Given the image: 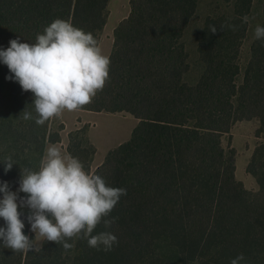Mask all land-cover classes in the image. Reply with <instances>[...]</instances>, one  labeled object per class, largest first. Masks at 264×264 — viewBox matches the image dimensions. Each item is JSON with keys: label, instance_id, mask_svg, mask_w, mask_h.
<instances>
[{"label": "trees", "instance_id": "obj_1", "mask_svg": "<svg viewBox=\"0 0 264 264\" xmlns=\"http://www.w3.org/2000/svg\"><path fill=\"white\" fill-rule=\"evenodd\" d=\"M109 1L0 0V48L17 38L35 43L57 18L92 33L99 44ZM224 1L230 9L206 19L199 41L205 67L193 82L185 77L190 64L183 37L199 0H130L129 15L114 30L109 78L82 108L126 113L139 121L93 172L97 148L90 125L71 130L68 144L89 174L127 191L110 214L115 222L107 230L118 238L113 249L96 250L74 237L65 250L45 240L39 252L0 248V264H230L240 253L245 256L240 264H264V171L252 162L259 189L246 188L236 178L233 150L222 142L244 117L258 116L264 131V42L255 40L239 80L253 0ZM9 75L0 62V160L15 162L7 173L0 163V182L16 191L21 170H39L47 143L61 141L65 123L24 120V111L36 116L34 95ZM261 149L264 143L253 161ZM18 211L22 231L34 239L26 219L30 210L18 202ZM105 230L101 223L93 234Z\"/></svg>", "mask_w": 264, "mask_h": 264}, {"label": "clouds", "instance_id": "obj_2", "mask_svg": "<svg viewBox=\"0 0 264 264\" xmlns=\"http://www.w3.org/2000/svg\"><path fill=\"white\" fill-rule=\"evenodd\" d=\"M225 25H221V29ZM235 31V26H231ZM210 31L217 29L213 25ZM254 37L264 42V26L257 25ZM0 48V62L22 91L34 95L36 116L24 111L23 119H35L43 126L64 111L74 112L92 102L109 78L110 58L105 55L92 33L57 18L37 34L35 43L9 41ZM7 173L15 164L11 157L0 160ZM20 193H25L21 196ZM0 248L14 253L41 251V242L52 241L65 250L72 238L84 239L90 248L111 251L118 238L110 229L115 218L110 214L126 189L109 186L100 175L89 174L78 158L62 154L49 146L40 161L39 170H21L19 187L12 191L8 182H0ZM19 207H27L31 231L41 239L33 243L22 230L25 227ZM103 223L105 231L93 234ZM245 260L238 254L230 264Z\"/></svg>", "mask_w": 264, "mask_h": 264}, {"label": "rangeland", "instance_id": "obj_3", "mask_svg": "<svg viewBox=\"0 0 264 264\" xmlns=\"http://www.w3.org/2000/svg\"><path fill=\"white\" fill-rule=\"evenodd\" d=\"M227 4L224 0H199L198 7L185 29L183 40L186 45L190 64V69L185 77L190 82L196 81L205 67V63L199 53V41L204 30L206 19L211 15L229 10L230 7ZM130 9V0H110L108 4V13L111 15V20L117 14H125ZM246 18L248 21V30L240 49L239 60L241 72L239 80L243 78L247 63L252 55L253 44L256 40L254 37L255 28L257 25L263 26L264 24V0H253ZM112 24L109 20L101 35L103 34L104 36ZM94 117L96 119V126L91 129L89 128L88 133L97 148L94 159L97 162L102 159L104 160L108 151L117 146L119 141H126L130 138L138 120L132 115L101 114L99 116L95 115ZM57 120L62 119L58 117L54 122V127H56ZM65 120L66 126L73 127L74 118L71 117V112H66ZM84 125H90V123L88 121L82 123L81 127ZM261 126L262 121L258 116L244 117L238 119L232 125L231 131L222 137L224 147L234 152L236 178L246 188L254 191L259 189V183L257 177L250 171V164L255 162L259 165V170L261 172L264 171V149H261L255 161L252 160L256 149L264 143V131H262ZM62 131L64 132V130ZM40 239L37 235L34 240L35 243H38Z\"/></svg>", "mask_w": 264, "mask_h": 264}, {"label": "crops", "instance_id": "obj_4", "mask_svg": "<svg viewBox=\"0 0 264 264\" xmlns=\"http://www.w3.org/2000/svg\"><path fill=\"white\" fill-rule=\"evenodd\" d=\"M131 10V9H130ZM130 11H128L127 13L125 14H117L115 18H113V20H111V15L108 16V21L106 23V26L107 24L109 23V20H110V23L112 22V26L110 27V29H106L107 32L106 34L103 36V34L101 35L100 37V42H99V46L101 47L103 53L105 55H107L108 57L110 56L111 52H112V49H113V46H114V41H115V35H114V30L116 28V26L119 24L120 21H122L124 18H126L128 15H129ZM66 112L67 111H64L62 113V115L60 116L62 121L65 123V118H66ZM101 114H111V115H130V114H126V113H110V112H104V111H94V110H89V109H79L77 111H74V112H71V117L74 118V124H73V127H70V126H66V123H65V128L63 129L64 132L62 131L61 133V141L59 142H48L47 145H46V149L49 147V146H52V145H55L57 146L59 149H61V152L62 154L64 155H68V156H71L69 151H68V144H69V132L73 129H76V128H79L81 127V124L82 123H85V122H89L90 123V129L92 127H95L96 126V119H95V115H101ZM136 118V117H135ZM137 119V118H136ZM138 120V119H137ZM139 121V120H138ZM137 121V123H138ZM89 135V133H88ZM131 137V136H130ZM90 138V136H89ZM92 138H90L91 140ZM93 141V139L91 140ZM124 142L123 140L119 141L118 142V145L120 143ZM117 145V146H118ZM116 147V146H115ZM114 148V147H113ZM72 157V156H71ZM95 159V157H94ZM104 160H100V161H97L95 162L93 160L92 162V166H91V169H92V172L103 162ZM91 174V173H90Z\"/></svg>", "mask_w": 264, "mask_h": 264}]
</instances>
